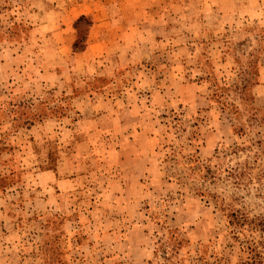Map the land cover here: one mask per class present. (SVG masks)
I'll return each instance as SVG.
<instances>
[{
    "label": "rangeland",
    "instance_id": "rangeland-1",
    "mask_svg": "<svg viewBox=\"0 0 264 264\" xmlns=\"http://www.w3.org/2000/svg\"><path fill=\"white\" fill-rule=\"evenodd\" d=\"M234 211L264 223V0H0V264H264Z\"/></svg>",
    "mask_w": 264,
    "mask_h": 264
},
{
    "label": "crops",
    "instance_id": "crops-1",
    "mask_svg": "<svg viewBox=\"0 0 264 264\" xmlns=\"http://www.w3.org/2000/svg\"><path fill=\"white\" fill-rule=\"evenodd\" d=\"M97 22H94L91 30H90V35H89V39H88V45L86 47V49L84 51H82L80 54L79 53H75L74 51H71V54H67V50H72V47L74 46L73 43H71L69 45V42L66 40H61L60 44L58 45L56 52L58 53V55H60V58H64V57H69L71 60L76 59L77 57H85V58H89V59H96L99 54L103 51H106V48L104 47V44L98 42V41H91V36H93L95 34V32H97ZM65 30H70L69 28L65 29ZM66 38V37H65ZM103 45V47H102ZM101 47V48H100ZM66 49V50H65ZM65 50V51H64ZM87 69V68H86ZM88 71V69H87Z\"/></svg>",
    "mask_w": 264,
    "mask_h": 264
},
{
    "label": "trees",
    "instance_id": "trees-1",
    "mask_svg": "<svg viewBox=\"0 0 264 264\" xmlns=\"http://www.w3.org/2000/svg\"><path fill=\"white\" fill-rule=\"evenodd\" d=\"M86 16H82L79 21H83L86 20ZM228 218H229V224L232 227V231L233 233H236V231L242 230L243 227L246 224H249L250 228H257L260 227V231L264 233V223L261 224H257L256 221L251 220L249 222L248 220V216H246L244 213H241L240 211H234V212H230L228 214ZM248 250H250V258H249V262L245 263V264H260V255L258 253H256V247L254 246H250L248 247Z\"/></svg>",
    "mask_w": 264,
    "mask_h": 264
}]
</instances>
